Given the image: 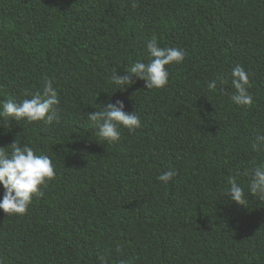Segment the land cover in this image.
Returning <instances> with one entry per match:
<instances>
[{
  "label": "trees",
  "instance_id": "obj_1",
  "mask_svg": "<svg viewBox=\"0 0 264 264\" xmlns=\"http://www.w3.org/2000/svg\"><path fill=\"white\" fill-rule=\"evenodd\" d=\"M153 37L186 53L168 85H114L150 62ZM236 67L250 110L231 100ZM45 77L60 123L0 118V148L10 155L18 138L56 178L27 215L0 210V264H264V202L249 193L264 167L252 148L264 135V0H0V112ZM118 101L141 127L108 144L88 114ZM232 178L244 207L227 195Z\"/></svg>",
  "mask_w": 264,
  "mask_h": 264
},
{
  "label": "clouds",
  "instance_id": "obj_2",
  "mask_svg": "<svg viewBox=\"0 0 264 264\" xmlns=\"http://www.w3.org/2000/svg\"><path fill=\"white\" fill-rule=\"evenodd\" d=\"M133 8L138 4L133 3ZM151 60L148 64L136 63L126 70V75L120 77L115 75L112 79L114 85L131 87L136 80L144 81L148 90H162L169 82V72L167 66L172 64H182L186 58V53L180 49H162L158 46L155 37L147 45ZM233 87L235 94L231 96L232 102L250 110L253 106V98L248 93L251 87L249 77L242 67H236L232 72ZM209 91H215L217 83L209 84ZM31 99H25L17 104L8 101L3 104V111L0 118L5 122L14 119L17 122L27 121L28 124L45 122L51 126L53 123H60L58 93L53 88V82L45 77L43 92L27 93ZM125 105L117 102V106L112 104L102 107L95 114H88L91 127L97 130V136L101 141L108 144L120 142V128L123 127L130 132H134L141 127V120L135 113L129 115L124 111ZM8 126V123H7ZM11 154L5 148H0V185H3L4 197L0 203V210L7 217L27 215L29 206L33 198H43V188L55 180V167L47 156H37L34 151L17 140L9 147ZM8 148V149H9ZM252 148L259 153L264 151V135L257 137ZM177 173L169 171L158 177L162 183H169L175 178ZM231 185L228 197L233 203L240 207L246 204L245 192L239 187L235 178L229 180ZM249 193L252 197H258L264 202V167H256L252 170ZM122 251L117 248V252ZM101 264H107L104 257L99 258Z\"/></svg>",
  "mask_w": 264,
  "mask_h": 264
}]
</instances>
